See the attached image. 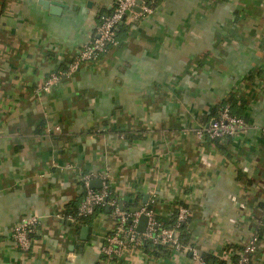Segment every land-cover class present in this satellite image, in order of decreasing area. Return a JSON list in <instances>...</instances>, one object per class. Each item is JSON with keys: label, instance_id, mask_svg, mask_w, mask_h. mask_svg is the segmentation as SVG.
Wrapping results in <instances>:
<instances>
[{"label": "crops", "instance_id": "1", "mask_svg": "<svg viewBox=\"0 0 264 264\" xmlns=\"http://www.w3.org/2000/svg\"><path fill=\"white\" fill-rule=\"evenodd\" d=\"M44 1L0 0V264H197L131 242L106 260V213L77 233L65 210L102 174L161 222L186 207L187 246L207 264L254 237L264 264V0H157L73 69L116 0ZM225 106L249 129L199 139ZM28 214L40 221L24 253L10 232Z\"/></svg>", "mask_w": 264, "mask_h": 264}, {"label": "built area", "instance_id": "2", "mask_svg": "<svg viewBox=\"0 0 264 264\" xmlns=\"http://www.w3.org/2000/svg\"><path fill=\"white\" fill-rule=\"evenodd\" d=\"M116 0L112 12L103 17L96 28L97 35L94 39L84 44L79 51L77 58L71 65V69L78 67L82 62L97 60L108 49L115 46L117 42L116 30L119 23L126 17L130 16L136 19L139 16L147 15L152 12L154 0ZM134 7L139 10L135 11ZM58 72L52 73L45 82L44 89H48L52 84H55L58 79ZM249 129L246 121L230 112L228 106L222 108L217 117L213 119L207 127L198 129L196 134L199 139L218 138L226 141L233 138L241 132ZM264 136V125L258 130ZM102 185L99 189H92L89 187V180L85 179L82 182L85 194L78 207L79 215L92 214L98 207L108 205L112 206L113 210L109 214L113 220V227L109 234H106L105 243L100 248L102 255L106 260H112L115 255H118L124 250L126 242H131L135 245H140L145 242H150L154 246H167L174 251L190 250L193 253L197 264H205V261L196 254L194 248L182 244L178 239V231L176 229H166L158 227V222L147 208L140 207L139 211L128 212L121 209L118 202V196L106 202L108 195H111V187L108 182L107 174L100 175ZM141 213L148 215V224L144 232H137L135 230L138 216ZM189 218V211L186 207H179L176 213V224L178 227L182 222ZM69 221L73 220L72 216H68ZM117 220V221H115ZM129 220L130 226L126 227V221ZM39 216L35 214H28L21 217L11 228L10 236L15 246L22 252H28L31 248L32 241L36 235L37 226L39 224ZM112 232V233H111ZM111 233V234H110ZM125 238V241H123ZM256 237L252 238L248 244L239 250H229L227 255L236 253L239 258L237 264H244L249 260V255L255 253Z\"/></svg>", "mask_w": 264, "mask_h": 264}, {"label": "trees", "instance_id": "3", "mask_svg": "<svg viewBox=\"0 0 264 264\" xmlns=\"http://www.w3.org/2000/svg\"><path fill=\"white\" fill-rule=\"evenodd\" d=\"M156 3H157V0H154L153 5H155ZM119 30H120V24L118 25V28L116 30V37H118ZM206 139H209V140L214 141V142H217L219 140L218 138H214V139L206 138ZM111 191H112V193H111V195H108V197L106 198V202L108 200H110L111 198L115 197L114 191L112 189H111ZM84 194H85V190L82 192V196H81L80 200H76V201L72 202L71 204H69L65 210V213H64L66 217H68V216L73 217V220L71 222H72V225L75 228L77 233L80 231V229L84 225H89V223L92 221L93 217L96 214H98V213L110 214L111 211L113 210L112 206H108L106 204L104 206L96 208L92 214L79 215L78 214V207H79V205L83 199ZM119 201H120V199L118 198V202ZM134 205H135L134 203H129V202L123 201V209L128 211V212H131V208L134 207ZM155 219L158 222V227H164L166 229H176L178 231L179 241L182 244L189 245L188 244L189 243L188 242L189 237H188V232H187V221H188V219L185 220L184 222H182L178 227H175V224H176L175 215L173 216V218L169 222H161L156 217H155ZM115 221H117V220H115ZM129 226H130V223H129V220H127L126 221V227H129ZM123 241H125V238H123ZM138 246L143 248L146 252H150V253H154V254L159 253V250L162 247H164V246H154L150 242H145V243H142ZM224 250H225V248H224ZM228 250H230V249H228ZM233 250H238V249H233ZM238 258H239V256L236 253H234L230 257V262H227L224 259L217 258L216 264H237ZM253 258H254V255L250 254L249 260L244 264H255ZM204 260H205V264H207L206 258H204Z\"/></svg>", "mask_w": 264, "mask_h": 264}, {"label": "water", "instance_id": "4", "mask_svg": "<svg viewBox=\"0 0 264 264\" xmlns=\"http://www.w3.org/2000/svg\"><path fill=\"white\" fill-rule=\"evenodd\" d=\"M42 1H44V0H41L42 4L46 3L45 1L44 2H42ZM137 2L139 3L140 0H138ZM134 10L138 11L139 8L138 7H134ZM101 185H102V181L100 179L91 180L90 183H89V187L93 188V189H99L101 187ZM143 196H144L143 200L146 203L147 199H148V195L144 194ZM119 206H120L121 209H123V201L122 200L119 201ZM146 208H147V210H152V205L151 204H147ZM139 210H140V207H132L131 208V212H136V211H139ZM147 224H148V215L145 214V213H141L138 216V220H137V224H136L135 230L137 232H139V233L144 232L146 230ZM87 233H88V227L84 226L81 229L82 237H84Z\"/></svg>", "mask_w": 264, "mask_h": 264}]
</instances>
